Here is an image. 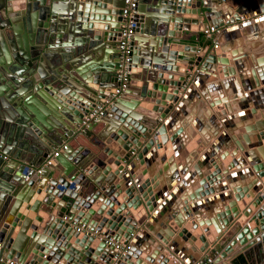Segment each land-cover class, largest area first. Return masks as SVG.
<instances>
[{
    "label": "water",
    "instance_id": "1",
    "mask_svg": "<svg viewBox=\"0 0 264 264\" xmlns=\"http://www.w3.org/2000/svg\"><path fill=\"white\" fill-rule=\"evenodd\" d=\"M18 1L0 0V257L20 264H178L170 258V253L182 261L187 259L168 238L181 227L179 237L184 241L196 239V247L203 253L202 261L210 254L218 255L216 259L220 260L229 257L227 264H234L233 257L240 253L246 256L250 249L259 247L264 262V190L251 207L246 206L249 192L252 194L259 188L257 181L264 185L263 130L258 132L263 151L246 155L256 181H252L250 188L233 186L234 202L218 217L219 226L227 227V232L220 236V227L210 229V224L204 227L200 224L206 236L211 232L209 242L194 222L182 226L184 221L178 217L167 223L170 229L165 233H155L159 244L154 253H141L137 247L141 237L137 227L141 224L131 219L130 209L142 206L154 217L162 207L155 211L160 196L156 198V193L153 194L154 181H147L144 172L145 182H141L127 165L123 166L132 162L128 153L134 148L139 150L136 159L142 163L143 156L154 145L160 144L166 151L174 141L173 137L166 140V126L176 111L174 105L181 101L179 93L186 83L184 74L188 64L195 61V68L201 73L226 65L220 41L217 47L207 45L212 49L205 56L206 51L199 54L195 46L182 43L183 32H201L210 24L226 34V29L249 26L253 13L264 23V0H243L248 4L241 17L235 14L220 24H213L212 10L202 11L205 0H139L135 4L131 21L138 35L134 41L138 49L140 44L147 46V51L140 54L134 49L129 73L135 75L132 67L143 64L142 73L138 75L143 84L132 91L129 75L127 89L102 113V116H112L115 122L109 127L113 132L104 141L95 139L96 148L101 147V158H94L91 162L94 166L89 170L97 173L100 169L102 177L96 180L89 170L85 171L88 160L81 163L68 150L39 175L27 177L29 166L38 168L41 162L25 160L27 153L24 152L46 158L62 139L73 135L65 128L61 135L51 131L52 127L67 121L75 126V131L80 130L84 119L120 85L116 76L117 44L126 22L122 17L125 0H84L82 3H77L78 0H25L24 8L13 9L12 3ZM220 1L236 7L239 0ZM146 4L149 6L145 7ZM80 6H84V11ZM169 24L191 25L173 29ZM5 29L12 33V38H4ZM64 36L65 44L61 41ZM168 45L176 49L170 52L169 58L163 53L168 51ZM181 50L198 55L187 59ZM159 59L167 64L159 63ZM175 60L186 62L182 61V68L172 69L169 64ZM152 62L156 68L147 70L146 64ZM57 65L71 70L68 78L79 88L55 71ZM172 72L180 75L175 77ZM125 94L135 97L132 104L123 100ZM87 100L89 104H85ZM138 123L141 124L137 126ZM252 127L262 128L259 124ZM6 136L8 145L4 144ZM45 137L48 144L41 139ZM22 141L28 146H22ZM17 146L25 151L14 154ZM161 161L164 163L166 158ZM233 162L228 160L227 163L233 166ZM54 168L62 170L57 177L50 173ZM121 177L126 180L123 189L118 184ZM220 177V171L213 170L206 180L212 184ZM230 179L233 178L230 176L227 180ZM208 183L202 182L203 187L195 195L208 194ZM236 203L242 211L240 215ZM40 211L45 214V221L38 216ZM16 227L19 233L15 236ZM26 233L34 240L28 246ZM73 241H76L75 246L71 245ZM214 241L215 245L210 247ZM115 243L128 248L119 260H115L120 257ZM30 245L33 246L30 248Z\"/></svg>",
    "mask_w": 264,
    "mask_h": 264
},
{
    "label": "crops",
    "instance_id": "2",
    "mask_svg": "<svg viewBox=\"0 0 264 264\" xmlns=\"http://www.w3.org/2000/svg\"><path fill=\"white\" fill-rule=\"evenodd\" d=\"M82 1L84 0H78L77 3H82ZM25 3V0L14 2L12 3L14 4L13 9L24 8ZM247 4L248 3H244L243 0H239L237 6L233 7L228 5L226 1L222 3L220 0H205L202 11L206 12L208 8L210 11L212 10L211 16L213 24H220L227 21L235 14L238 16L239 14L242 15L244 10L246 11L247 9ZM144 6L147 7L149 4ZM80 7L81 11H84V6ZM80 7L78 8L79 10ZM253 14L250 18L253 22H251L249 26H239L233 28L232 31H227L226 29V34H222L219 30L214 34L216 43L220 41L219 48L222 47L221 39L222 35L224 36L222 42L226 45V54L232 53L233 50L238 47L244 50H240L237 56H230L228 60L224 58L226 60V66H229L226 75L223 73L224 76H220L215 70H207L202 73L198 72L196 76L194 73V81L192 80V82H190V80V84L187 88L185 86L181 88L180 92H182V94H179L181 101L174 105L176 111L173 112L172 118L169 120L170 122L168 121V127H166V129L168 128L166 130L168 139L170 140L171 137L174 138V141L170 142L168 149L165 151L163 148L159 149L154 145L151 150L143 156L142 163L136 159L139 152L138 149L134 148L128 153L130 155V161L132 162H127L123 166L127 165V168L130 169L129 171L136 174L137 179L141 182H145L143 172L145 173V177L148 178L147 181H154V186H152L153 194L155 195L156 193V198L160 196V200L156 201L155 211L162 206L154 217H152L153 214L148 213L142 206L136 210L130 209L132 213L131 219L141 224L137 227L141 235L137 247L143 254L151 255L156 251L159 243L155 239V233H165L168 228L167 223L172 220L174 221V219L178 217L184 221L182 226L188 222H194L198 226L197 229L200 230L206 241L209 242L207 238L211 236V232L209 231V235L206 236V233L202 229L206 224H210L208 227L210 229H212L211 227L222 226H218V217L221 213H224L226 209H229L230 203L234 202L233 185L234 187H251L253 184L252 181L255 180V174L252 172L250 162L244 154L252 150L253 152L256 151L258 155L257 150H262L263 147L259 139L261 135L258 134L259 130L253 131L256 135L258 134L259 137L257 138L258 142L253 143L252 146L244 143L242 139L244 128L250 123L251 125H261L262 128L260 129L264 131V23L259 22ZM201 20L202 17L199 23ZM242 22L245 21L243 20ZM199 26L203 29L202 25L199 24ZM207 27H211V25L209 24ZM199 33L201 32H183L184 38L182 43L195 46L199 54L205 51L206 53L210 52L213 46H210L212 47L210 48L206 44H200L197 40V35ZM136 35H138V32L135 31L134 37ZM189 37L190 40L187 39ZM145 38L147 40L148 37ZM61 41L65 44L64 38ZM133 44L135 46L134 49H138V44L135 41ZM146 47L147 46L140 44L138 49L140 54L147 50ZM170 48L173 49L171 46ZM206 48L208 49L206 50ZM184 54H186L187 59H190L191 56L198 55V53L195 55L191 52ZM239 55L241 56L238 57ZM108 58L109 57H107V60ZM178 61H176L175 64L179 66L178 69H180L184 66L182 61H186ZM148 67L149 70H153L156 68V65L152 62ZM132 68L135 69L136 74L130 75L132 84L130 88L132 91H136L143 84L142 78L138 77V75L142 73L141 68L143 69V64H135ZM55 71L62 76L64 75V77H66L65 79H67L71 70L68 71L67 68L57 65ZM229 71L231 73L235 72L236 75H231ZM189 72L187 71L186 73L189 75L191 74ZM172 74L175 77L180 75L179 72H172ZM184 75L186 76V74ZM164 76H167L166 73H164ZM67 80H70V78ZM70 82L73 86L79 88L72 80H70ZM94 98L96 97L94 96ZM123 100H125L127 104H132L135 97L131 94H125ZM89 103V101H85V104ZM253 109L256 110V113ZM222 113H224V115ZM113 122L115 121L112 116H100L87 122V125L83 124L78 131H75V126L67 121L66 123L64 122L63 125L61 123L56 125V127H52L51 131H55L61 135L65 133L62 128H65L73 135L71 137L66 136L64 140L62 139L60 144L52 149L51 153L58 151L62 146H67V150L72 152L73 158H77L76 160L81 163L88 160V164L90 165L85 164V171L89 170V168L92 169L94 163L91 162L94 158L98 156L101 158V147L96 148L95 144H97V142H95V139H98L100 142L104 141V138L114 130H109ZM86 128L88 129L86 130ZM41 139L46 143V137ZM143 139L144 138H139L138 140L144 142L145 140ZM4 140L5 144L7 136ZM6 144L8 145V142ZM21 144L22 146H28L27 142L25 143L22 141ZM46 144H48V142ZM240 146L242 151L239 150ZM115 148H118V146L116 145ZM20 151L24 152L25 150L21 146H17L14 154H18ZM234 152L240 154L241 157L236 159L238 161V167L228 170V176H231L233 179L226 180V173H223L227 167L225 166L226 163L223 161H226L227 154L231 156ZM24 153H27L25 154V160L35 163L41 162L40 167L44 165L47 159V157L36 158L35 155L31 156L28 152ZM163 157L166 158L164 163L161 161ZM170 157L173 158V161L169 163L168 158ZM230 158L235 160L234 158L236 157L233 156ZM40 159L43 160L39 161ZM213 159H215V161ZM9 160L8 163L11 164ZM242 161L245 163V166L241 164ZM120 164H122V162H120ZM215 164H218L217 166L222 169L219 171L222 172L221 176L225 180L222 179L221 182L215 183L214 181L212 184H209L207 181L205 182V179L211 175V172L214 170L213 168H215ZM165 165L166 170H163ZM29 168L34 169L35 167L31 164ZM54 169L55 170L50 172L52 176H59L62 170L57 168ZM125 171L128 170L125 168ZM233 171H235L234 174H232ZM89 172H91V176H94V180L101 179L100 177H102L100 169H98V174L94 170H89ZM85 175L87 174L85 173ZM125 182L126 180L121 177L118 183L120 184V189H123ZM202 182H204V184L208 183L210 186L208 189L209 193L197 196L195 194L203 187ZM257 186L259 187L258 191H253L252 194L249 192L250 197L246 206L251 207V203L263 190V184L258 181ZM41 198L42 196H40V199ZM235 205L239 210L238 203ZM240 212L242 213V211ZM38 216H41L43 221H45L46 216L43 212L40 211ZM184 216H187V218H184ZM200 224H202L203 227L200 226ZM213 224H215V226ZM124 225L123 223V226ZM80 229L83 231L82 228ZM180 229L181 227L174 231L173 235L168 238V242L170 244L175 243L174 246L178 248L177 250L181 255L187 259V261L185 260L186 262L194 264L197 261H202L203 253L196 247V239L191 240V238H188L185 241L182 240V238L179 237ZM18 233L19 228L16 227L13 235L16 236ZM218 236L219 235H217V238ZM26 239L28 240L27 246L34 242L27 233ZM74 242L76 241H73V244H71L72 246L76 245ZM212 244L213 243H210V247L213 246ZM32 246L33 245H30V248ZM170 254V256L177 259V262L179 260L182 264H186V262L184 260L182 261L177 255ZM239 255L242 254L240 253L237 256ZM217 256L218 255L209 254L210 258L216 261L219 260L217 263L213 261L211 264H227L229 262V257L220 260L216 259ZM237 256H235V258ZM262 257V254L258 252V248H254L250 251L249 262L253 264H264ZM62 260L63 259L60 261L62 262ZM232 260L234 261V259Z\"/></svg>",
    "mask_w": 264,
    "mask_h": 264
},
{
    "label": "built area",
    "instance_id": "3",
    "mask_svg": "<svg viewBox=\"0 0 264 264\" xmlns=\"http://www.w3.org/2000/svg\"><path fill=\"white\" fill-rule=\"evenodd\" d=\"M139 0H125V5L123 8V14L122 17L126 19L125 24L122 26V31L120 35V39L117 44V51H118V70L116 72L117 80L120 82V85L115 89L114 94H111L103 104L100 106H97L83 121V124L87 125V122H90V120H93L97 117L102 116L103 111L106 107H109L113 99L118 96L120 93H122L125 89H127L128 85L127 82L129 81V67L131 65L132 60V53L134 51V35H135V25L131 21V18L134 15V7L135 4ZM217 31L211 26L207 27L205 30L202 31L203 35L212 42L213 47H217V43L214 40V34ZM67 150V146H62L61 149L58 151L52 152L50 155L47 156V159L42 167L34 168L28 170L26 176L30 177L34 174H40L42 170L45 168L51 167L54 160L59 157V155ZM113 245V244H112ZM115 246L120 249V257L115 258V260H119L124 254H126L128 248L122 247L119 243H115ZM174 262H177V259L175 257L170 256ZM213 262V259L208 257L205 261H197L194 264H211ZM178 264H182L179 260L177 262ZM0 264H20L18 262L13 261L12 259L6 258V257H0ZM115 264V263H114Z\"/></svg>",
    "mask_w": 264,
    "mask_h": 264
},
{
    "label": "bare ground",
    "instance_id": "4",
    "mask_svg": "<svg viewBox=\"0 0 264 264\" xmlns=\"http://www.w3.org/2000/svg\"><path fill=\"white\" fill-rule=\"evenodd\" d=\"M242 1V0H241ZM253 1H256V0H253ZM238 3H239V1H238ZM259 4V3H258ZM227 15V14H226ZM239 16H240V14H239ZM241 17V16H240ZM245 22L247 21V20H244ZM185 25H191V24H182V25H180L179 26V24H169V27H171V28H178V29H182V27H184ZM223 38H224V36L222 35V39H221V44H222V47H224L225 45L223 44ZM161 50V53H162V49H160ZM160 50H157L156 52H158V51H160ZM172 50H176L175 48H173V49H171L170 48V45H168V51L167 50H164V52L163 53H165L166 54V56L169 58V55H170V52L172 51ZM145 51H147V50H145ZM183 53H189V51H186V52H184L183 50H181ZM140 53V52H139ZM140 56V55H139ZM167 58V59H168ZM158 59V58H157ZM160 61V63L161 64H163L162 62V59H159ZM175 62H176V60L172 63V65H170L169 63V66H170V68H176L177 67V65L175 64ZM149 64L150 63H148V64H146V68H147V70H149ZM166 65V64H165ZM183 66V65H182ZM134 71H135V69H134ZM258 80V79H257ZM128 95V94H127ZM125 101V100H124ZM254 110V112L256 113V110L255 109H253ZM112 123V122H111ZM139 124H141V123H138L137 124V126L139 125ZM254 126H256V124H254ZM166 127H168V126H166ZM168 129V128H167ZM254 130H259L258 132H260V130L261 129H259V128H253L252 127V125H251V123L248 125V126H246L245 128H244V134L242 135V139H243V142L244 143H246L247 145H251L252 146V144L253 143H256V142H258V140H257V138L259 137L258 136V134L256 135V133H254L253 131ZM171 132V131H170ZM251 132H253V133H251ZM168 135V133H167V131H166V136ZM261 135V134H260ZM251 136V137H250ZM167 138H168V136L166 137V140H167ZM169 140V139H168ZM174 143V142H173ZM166 144V143H165ZM175 144V143H174ZM173 144V145H174ZM261 144H262V142H261ZM239 145V144H238ZM263 145H264V143H263ZM159 149L161 148H163V150H164V147L163 146H160V144H159V146L158 145H156ZM165 146V145H164ZM255 146V145H254ZM257 146H258V144H257ZM260 146V145H259ZM176 150V149H175ZM240 151H242L241 150V146H240ZM258 151V150H257ZM252 150L251 151H248V152H246L245 154H244V156L245 155H247V154H252ZM233 156H235L236 158H234L235 160H234V162H233V166H231V165H228V160H231V162L233 161V159L231 158V159H228V157H233ZM225 157V156H224ZM241 157V155L240 154H237V152H234V154H232L231 156H230V154H227L226 155V161H223L224 163H226V170H225V172L223 173V174H225L226 173V175L228 176L229 175V171L228 170H230V169H234L235 167H238V161L236 160V159H239ZM225 159V158H224ZM214 161H215V159H213ZM219 160V159H218ZM246 160V159H245ZM217 161V160H216ZM250 162V161H249ZM244 166H245V163L242 161L241 162ZM219 164V163H218ZM218 164H215L214 165V167L215 168H213L214 170H220L221 168L219 167V166H217ZM247 165V164H246ZM176 167V166H175ZM222 170V169H221ZM171 171V170H170ZM169 171V172H170ZM179 171V170H178ZM176 172V171H175ZM213 172V171H212ZM234 172L235 171H233L232 172V174H234ZM162 173H163V171H162ZM197 174V173H196ZM195 174V175H196ZM222 175V172H220V176ZM211 175H209V177H210ZM207 177V176H206ZM208 178V177H207ZM206 178V179H207ZM228 178H230V176H228L227 178H226V180L228 179ZM205 179V182L207 181ZM222 179H224V178H222V176L220 177V179L219 180H217V181H215V183L216 182H221V180ZM203 181V180H202ZM224 181V180H223ZM214 182V181H213ZM233 182V181H232ZM234 186V185H233ZM250 188V187H249ZM259 189H256V191H258ZM263 190H264V185H263ZM263 192V191H262ZM216 195V194H215ZM250 207V206H249ZM239 211V214L241 213L240 211L241 210H238ZM184 218H187V216H184ZM238 219H239V216H238ZM218 221V220H217ZM219 222V221H218ZM189 223V222H188ZM187 223V224H188ZM214 226H215V224H213ZM219 226V225H218ZM212 228V227H211ZM225 232H227V227L226 228H224V227H220V231H219V235L221 236V235H223ZM208 239V238H207ZM212 245H215V241L213 242V244ZM223 264V263H222Z\"/></svg>",
    "mask_w": 264,
    "mask_h": 264
},
{
    "label": "rangeland",
    "instance_id": "5",
    "mask_svg": "<svg viewBox=\"0 0 264 264\" xmlns=\"http://www.w3.org/2000/svg\"><path fill=\"white\" fill-rule=\"evenodd\" d=\"M193 32H198V30L197 31H193ZM201 33H202V31H201ZM204 39L205 40H208L205 36H204ZM225 49V50H224ZM220 50L222 51V54L224 55V57L226 58V60H228V58L231 56V57H234V56H237L239 53H240V50H244V49H242V48H240V47H238V48H236L235 50H233V52L232 53H230V54H226V45L224 46V47H220ZM209 54V52H207V53H205V56L206 55H208ZM241 55H239L238 57H240ZM237 57V58H238ZM204 58H206V57H204ZM213 66V65H212ZM196 66L193 64V62L191 63V64H189V67H188V69L186 70V72L188 71H190L189 73H191V74H187L186 73V83H185V87L187 88L188 86H189V84H190V82H192V80L194 81V73H195V76L197 75L196 73L199 71V69H197V68H195ZM216 68V72L217 73H219V75L220 76H224L223 75V72L225 73V74H227L228 73V69H229V66L227 67L226 65H223V66H221V65H218V67L217 66H215L214 67V69ZM223 68L225 69L224 71H223ZM210 69H212V68H210ZM214 69H212V70H214ZM218 70H221V71H223V72H219ZM211 71V70H210ZM230 72V71H229ZM231 73V72H230ZM231 75H236L235 74V72H232L231 73ZM232 77V76H231ZM191 80V81H190ZM190 81V82H189ZM189 82V83H188ZM180 95L182 94V92H180L179 93ZM181 99H179V101H180ZM225 108H226V105H225ZM223 115H224V113H222ZM260 135V134H259ZM260 138V137H259ZM232 140H234V139H232ZM240 150V149H239ZM133 155H134V153H133ZM240 168V167H239ZM238 168V169H239ZM254 248H256V247H254ZM254 248H252V249H254ZM252 249H250V250H252ZM258 252L259 253H261L260 252V250H259V247H258ZM237 256V255H236ZM233 259H235V257L233 258Z\"/></svg>",
    "mask_w": 264,
    "mask_h": 264
},
{
    "label": "trees",
    "instance_id": "6",
    "mask_svg": "<svg viewBox=\"0 0 264 264\" xmlns=\"http://www.w3.org/2000/svg\"><path fill=\"white\" fill-rule=\"evenodd\" d=\"M197 40L198 42L201 44H206V45H210L212 46V42L210 40H205L204 39V35L203 33H199L197 35ZM193 42V41H192ZM258 248V247H256ZM251 251V250H250ZM250 251L248 252V254L245 256V255H239L237 256L235 259H234V264H253L251 262H249V256H250ZM263 256V255H262Z\"/></svg>",
    "mask_w": 264,
    "mask_h": 264
},
{
    "label": "flooded vegetation",
    "instance_id": "7",
    "mask_svg": "<svg viewBox=\"0 0 264 264\" xmlns=\"http://www.w3.org/2000/svg\"><path fill=\"white\" fill-rule=\"evenodd\" d=\"M18 30V29H17ZM3 34H4V38L6 39V40H8L9 38H12V33L9 31H7V29H5L4 31H3ZM64 39L66 40V38H65V36H64ZM67 41V40H66Z\"/></svg>",
    "mask_w": 264,
    "mask_h": 264
}]
</instances>
